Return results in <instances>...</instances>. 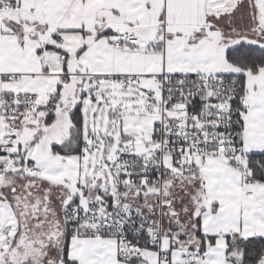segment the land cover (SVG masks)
<instances>
[{
    "label": "snow or ice",
    "instance_id": "6c2138e0",
    "mask_svg": "<svg viewBox=\"0 0 264 264\" xmlns=\"http://www.w3.org/2000/svg\"><path fill=\"white\" fill-rule=\"evenodd\" d=\"M0 264H264V0H0Z\"/></svg>",
    "mask_w": 264,
    "mask_h": 264
}]
</instances>
